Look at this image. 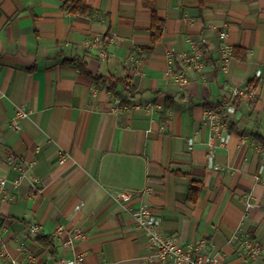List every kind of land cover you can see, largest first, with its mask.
Segmentation results:
<instances>
[{
	"label": "crops",
	"instance_id": "crops-1",
	"mask_svg": "<svg viewBox=\"0 0 264 264\" xmlns=\"http://www.w3.org/2000/svg\"><path fill=\"white\" fill-rule=\"evenodd\" d=\"M64 1L0 0V229L10 260L173 264L154 257L135 223L150 206L165 234L206 242L217 264H264V0H156L165 27L155 43L138 0H92L88 16ZM197 48L202 63L182 88L178 54ZM247 84L257 99L236 100L213 138L207 111ZM20 108L28 115L14 128ZM120 190L133 195L120 202ZM36 235L55 238L57 259Z\"/></svg>",
	"mask_w": 264,
	"mask_h": 264
},
{
	"label": "built area",
	"instance_id": "built-area-1",
	"mask_svg": "<svg viewBox=\"0 0 264 264\" xmlns=\"http://www.w3.org/2000/svg\"><path fill=\"white\" fill-rule=\"evenodd\" d=\"M226 36L227 33H221L222 38ZM203 54V50L200 48H197L192 55L186 52L178 54L179 59L185 64L184 69L176 77V81L182 88H186L189 84V68L199 67L202 63ZM231 93L232 102L219 104L217 107L208 110L205 115L208 126L213 130V138L220 137L221 131L226 129V120L236 112L234 103L236 100L254 101L257 99V92L253 85L236 86ZM27 115L28 112L21 108L18 109L12 122L14 128H18L19 120ZM5 184V180H0V190ZM132 195L127 190H120L114 193L115 198L120 202L129 200ZM134 220L136 225L144 231L148 244L154 249V257L173 264H217L216 257L210 251L206 242H202L199 245H183L174 236L165 234L161 228L159 209L150 206L141 207L135 211ZM32 230L35 231L36 228H32ZM75 238H70L68 244L73 245ZM244 246L248 249L251 258L259 254L258 246L254 245L250 240H245ZM10 259L11 257L2 243V231L0 229V264H3L5 260H9L10 264H14V260ZM82 260L83 258L80 256L72 261L61 259L59 262L60 264H81Z\"/></svg>",
	"mask_w": 264,
	"mask_h": 264
},
{
	"label": "trees",
	"instance_id": "trees-1",
	"mask_svg": "<svg viewBox=\"0 0 264 264\" xmlns=\"http://www.w3.org/2000/svg\"><path fill=\"white\" fill-rule=\"evenodd\" d=\"M92 0H65L62 6V9L71 14H79L81 16L91 15L94 11L92 4ZM142 7L146 8L151 13V24H150V32H151V41L155 43L162 39L165 22L162 18L159 17L157 12L156 0H138ZM202 1V0H201ZM153 46L143 47L142 51L149 55L151 54ZM238 50H242L241 48L234 49L233 55L238 56ZM244 57V55H242ZM83 69V68H82ZM87 76L93 79H99L104 83H110L113 87L118 86L120 83L126 85V89L129 91L132 88L127 84L126 80L117 79L111 76H93L89 71L83 69ZM219 105V104H217ZM200 194V187L194 186V184L190 187V200L192 202H196ZM34 240L44 247L51 256L55 259L58 257V248L56 245L55 238L52 235H36Z\"/></svg>",
	"mask_w": 264,
	"mask_h": 264
}]
</instances>
